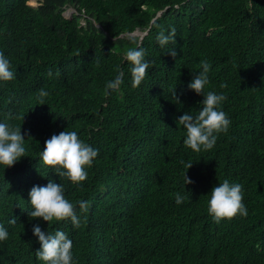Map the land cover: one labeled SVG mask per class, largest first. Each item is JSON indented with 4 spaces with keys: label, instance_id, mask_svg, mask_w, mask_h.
Masks as SVG:
<instances>
[{
    "label": "trees",
    "instance_id": "obj_1",
    "mask_svg": "<svg viewBox=\"0 0 264 264\" xmlns=\"http://www.w3.org/2000/svg\"><path fill=\"white\" fill-rule=\"evenodd\" d=\"M28 1L0 0V51L16 75L0 82V122L21 128L26 148L14 166L0 165V225L9 234L0 264H44L37 224L67 234L73 264H264V0ZM173 28L175 42L161 47L157 35ZM138 46L149 68L133 88L125 54ZM201 61L211 65L205 92L226 97L219 110L231 124L197 153L177 121L203 107L188 88ZM118 70L124 83L110 92ZM66 130L99 153L80 184L40 157ZM225 179L242 185L248 215L216 223L208 200ZM50 180L64 186L79 227L29 217L31 189Z\"/></svg>",
    "mask_w": 264,
    "mask_h": 264
},
{
    "label": "clouds",
    "instance_id": "obj_2",
    "mask_svg": "<svg viewBox=\"0 0 264 264\" xmlns=\"http://www.w3.org/2000/svg\"><path fill=\"white\" fill-rule=\"evenodd\" d=\"M30 5L37 6L38 0H33ZM176 32L173 28L170 34L165 35L160 31L157 35V41L161 47L175 42ZM113 49L111 50V52ZM176 58L177 52L171 49L167 52ZM145 49L143 47L130 48L126 51L125 59L132 65L131 77L132 87H139L145 79L149 64L145 61ZM199 67L202 69L194 76L188 88L194 90L198 95L204 97L203 107L198 114L193 116L185 113L178 118V125L186 130V147L199 153L210 151L214 148L218 134L227 133L231 124L227 114L219 110V106L226 99L223 94H217L213 91L205 92V86L209 84V70L211 65L207 61H201ZM51 70L48 76L51 77ZM16 78L13 71L10 70V61L3 51H0V82H10ZM124 72L118 70L114 79L106 84V89L110 92H118L124 83ZM221 88H226L227 84L222 83ZM49 92L41 89L38 96L40 104L44 105L45 98ZM173 98L179 103V97L176 91L172 92ZM9 119L12 116L9 115ZM25 138L21 133V128L10 125L7 122H0V165L6 168L14 166L22 157L26 156L24 146ZM98 150L80 139L76 131H62L58 135L54 134L45 142L44 149L40 157L44 165L56 170V174L61 178H67L73 184H80L87 179L86 168L93 165L98 156ZM183 163V162H182ZM193 163H188L186 167L190 169ZM186 185L194 183L186 175ZM64 186L50 180L46 186H33L31 189L30 204L33 210L28 212L29 217L36 219L42 218L43 221L50 224L53 221L71 220L75 227L80 226V220L76 214L75 207L64 195ZM176 203L182 204L185 197L176 193ZM82 212H86L88 205L85 201L79 202ZM208 214L214 222L220 223L222 220H231L237 215L247 216L248 211L243 203L242 185L239 183H230L225 179L218 186H215L208 200ZM15 224L16 220L10 221ZM33 233L38 238L41 247L35 252L36 257L44 264H73V242L62 230H56L54 234L42 230L39 224L33 227ZM8 232L3 225H0V241L7 240Z\"/></svg>",
    "mask_w": 264,
    "mask_h": 264
},
{
    "label": "rangeland",
    "instance_id": "obj_3",
    "mask_svg": "<svg viewBox=\"0 0 264 264\" xmlns=\"http://www.w3.org/2000/svg\"><path fill=\"white\" fill-rule=\"evenodd\" d=\"M29 1H30V3L33 2V0H29ZM32 5H34V3H32ZM82 23H83V21H82Z\"/></svg>",
    "mask_w": 264,
    "mask_h": 264
}]
</instances>
